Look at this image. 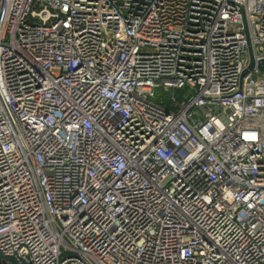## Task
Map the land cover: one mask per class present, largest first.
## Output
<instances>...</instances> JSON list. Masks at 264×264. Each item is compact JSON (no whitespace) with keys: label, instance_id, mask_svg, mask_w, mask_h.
<instances>
[{"label":"built area","instance_id":"built-area-1","mask_svg":"<svg viewBox=\"0 0 264 264\" xmlns=\"http://www.w3.org/2000/svg\"><path fill=\"white\" fill-rule=\"evenodd\" d=\"M264 0H0V264H264Z\"/></svg>","mask_w":264,"mask_h":264},{"label":"water","instance_id":"water-1","mask_svg":"<svg viewBox=\"0 0 264 264\" xmlns=\"http://www.w3.org/2000/svg\"><path fill=\"white\" fill-rule=\"evenodd\" d=\"M246 37H247V47H248L250 63H249L248 68L243 72V75H245L248 71L252 70L256 66H258V67L264 66V59L258 63H255L254 58H253L252 47H251L247 32H246Z\"/></svg>","mask_w":264,"mask_h":264},{"label":"rangeland","instance_id":"rangeland-1","mask_svg":"<svg viewBox=\"0 0 264 264\" xmlns=\"http://www.w3.org/2000/svg\"><path fill=\"white\" fill-rule=\"evenodd\" d=\"M1 259V258H0Z\"/></svg>","mask_w":264,"mask_h":264}]
</instances>
